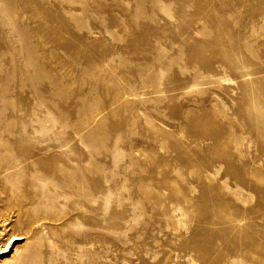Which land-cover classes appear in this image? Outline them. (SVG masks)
<instances>
[{"label":"rangeland","instance_id":"1","mask_svg":"<svg viewBox=\"0 0 264 264\" xmlns=\"http://www.w3.org/2000/svg\"><path fill=\"white\" fill-rule=\"evenodd\" d=\"M0 264H264V0H0Z\"/></svg>","mask_w":264,"mask_h":264}]
</instances>
